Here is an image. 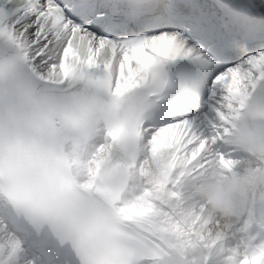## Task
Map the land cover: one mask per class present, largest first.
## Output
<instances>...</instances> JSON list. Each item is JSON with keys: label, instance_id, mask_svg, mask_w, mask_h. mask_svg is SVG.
Wrapping results in <instances>:
<instances>
[{"label": "snow or ice", "instance_id": "6c2138e0", "mask_svg": "<svg viewBox=\"0 0 264 264\" xmlns=\"http://www.w3.org/2000/svg\"><path fill=\"white\" fill-rule=\"evenodd\" d=\"M181 55L209 71L207 108L130 107ZM257 90L264 0H0V264H264V218L224 224L184 192L231 167Z\"/></svg>", "mask_w": 264, "mask_h": 264}, {"label": "clouds", "instance_id": "9594fccd", "mask_svg": "<svg viewBox=\"0 0 264 264\" xmlns=\"http://www.w3.org/2000/svg\"><path fill=\"white\" fill-rule=\"evenodd\" d=\"M149 95L137 91L130 107L152 105ZM226 142L232 151L230 168L210 165L185 184L186 197L202 205L224 224L239 225L246 217L264 218V90L247 102Z\"/></svg>", "mask_w": 264, "mask_h": 264}]
</instances>
